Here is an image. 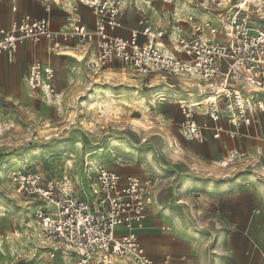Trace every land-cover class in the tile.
Instances as JSON below:
<instances>
[{"label": "rangeland", "instance_id": "374dc122", "mask_svg": "<svg viewBox=\"0 0 264 264\" xmlns=\"http://www.w3.org/2000/svg\"><path fill=\"white\" fill-rule=\"evenodd\" d=\"M55 1L67 7L79 3ZM207 1L169 0L165 12L188 20L175 14L181 6L207 20L213 18ZM156 2L163 1L152 5ZM224 4L225 10L247 4L243 17L264 30V0ZM73 74L75 81L64 83L56 96L34 92L31 109L1 101L0 240L5 242L0 248L14 257L9 264L53 260V245L35 217L37 201L18 192L11 173L66 178L81 195L93 198L99 167L152 179L153 222L147 236L160 252L154 258L170 255L175 264H264V155L250 151L229 161L232 140L240 136L223 134L227 145L216 164L206 142L184 137L179 104L202 99V88L166 74L147 80L131 71L101 73L84 66ZM75 257L58 251L56 263L70 264Z\"/></svg>", "mask_w": 264, "mask_h": 264}, {"label": "built area", "instance_id": "2783aa9c", "mask_svg": "<svg viewBox=\"0 0 264 264\" xmlns=\"http://www.w3.org/2000/svg\"><path fill=\"white\" fill-rule=\"evenodd\" d=\"M78 1L93 11L94 30L77 24L69 32H55L49 20L30 15L14 19L9 28L0 21V55L12 58L25 41L38 44L49 40L58 51L63 42L72 39L84 45L97 43L98 55L90 63L95 72L120 62L145 78L166 74L205 88L201 105L190 108L186 102L179 104L187 140L205 143L207 132L219 139L223 121L238 130L258 123L256 115L264 113V30L254 28L243 17L240 4L225 10V0H208L206 7L213 18H192L190 33L180 29L177 35L176 28H165L162 20L157 21V28L142 20L130 38H122L110 34L123 27L121 2ZM215 9H222L216 14L217 23ZM55 77L51 64L34 62L27 83L33 92L56 96ZM200 111L213 126L196 121ZM241 156L234 149L228 160ZM95 174L93 198H87L66 178L46 179L40 172L11 173L18 192L37 201L36 220L44 238L53 245L49 257L55 259L56 253L64 250L76 256L74 264H175L170 255L150 257L141 241L153 199L152 179L123 177L106 167L97 168Z\"/></svg>", "mask_w": 264, "mask_h": 264}, {"label": "crops", "instance_id": "0c3cea01", "mask_svg": "<svg viewBox=\"0 0 264 264\" xmlns=\"http://www.w3.org/2000/svg\"><path fill=\"white\" fill-rule=\"evenodd\" d=\"M118 1L121 2L122 5V15L120 17V21L122 22L123 27L110 32L112 36L130 38L132 31L139 29L140 22L142 20H148L149 25L153 28H157V21L162 20L165 28L170 29L171 25L174 26V29L176 28L175 34L177 35L180 33V29L183 33H190L193 27V22H191L192 18H195L198 21H205L199 20L196 12H187V10L182 9L181 6L175 7V14L178 17H183L185 19L189 16L188 20H180L175 18L174 15H168L165 12L164 3H168L169 0L156 2L155 5H152L153 0ZM73 3L70 7H67L65 6L66 3L56 2L55 0H0V21L3 26L9 28L14 19L30 15L32 18L37 20H49L51 22L52 29L55 32H69L77 24L90 30H94L95 16L93 11L85 5ZM134 3L136 5H134ZM228 9H230V7L226 8V10ZM139 41L144 43L145 38L140 36ZM163 41L165 42V40ZM52 46L53 44L49 40H42L38 44L31 41H25L18 46L12 58H10L7 54L0 55V104L1 101H4L7 103L29 107V109L33 107L36 102L34 96L36 93L32 92L27 83V75L29 67L32 63L43 62L53 66L56 73L54 83L57 93H59V91L62 90L64 83L67 84L75 81L73 69L82 66L89 69L90 63L94 61L98 55L97 43L84 45L77 39H72L67 43L63 42V47L60 51L53 50ZM126 71L131 70L125 68L120 62H116L102 70L101 73L109 72L120 74V72ZM154 77L156 76L143 78L151 80ZM196 86L202 88L203 91L205 90L203 86L198 84H196ZM202 101L203 97L202 99L195 100L192 103L201 105ZM256 118L258 119V123L244 127L241 130L233 128L231 124L229 125L226 121H223L221 123L223 131L219 139H214L212 132H207L208 140L206 143L211 151V162L217 164V160H215V158L223 159V147H226L227 145L226 140L222 141L223 134L230 135L233 138L236 135L240 136L235 140H232V145L234 147L231 148L229 155L234 149L239 150L242 153V156H246V154L250 151L258 154V156L264 155V113H258ZM170 119L174 120V118ZM180 120L182 121V118H180ZM196 121L201 125L209 123L213 126V123L204 114V111L198 112ZM221 163L222 165L224 164L223 161H221ZM222 165L220 164V166L224 168ZM213 169H218V166H213ZM120 174L123 177L131 176L124 175L122 173ZM151 204L149 206V216L145 222V228L141 232V241L147 254L154 258V256L160 255V252L155 249V246L151 245L150 237L147 236L148 230L150 229V223L153 222L150 218ZM164 229L165 228L163 227L162 230ZM2 242L4 243L5 240H0V247ZM12 258L14 257H12L11 252L8 251V254H6L5 251L0 248V264H9ZM53 260H50V263L57 264V258H55L54 261ZM74 263L75 259L70 264Z\"/></svg>", "mask_w": 264, "mask_h": 264}, {"label": "bare ground", "instance_id": "6f19581e", "mask_svg": "<svg viewBox=\"0 0 264 264\" xmlns=\"http://www.w3.org/2000/svg\"><path fill=\"white\" fill-rule=\"evenodd\" d=\"M245 5H247V4H242L241 6L242 7H245ZM201 101V100H200ZM199 101V102H200ZM203 102V101H202ZM202 104V103H201ZM199 104H193V103H191V104H188V106L191 108V107H195V106H198Z\"/></svg>", "mask_w": 264, "mask_h": 264}]
</instances>
